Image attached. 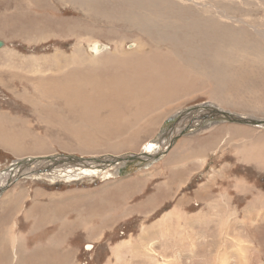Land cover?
Segmentation results:
<instances>
[{"label": "rangeland", "instance_id": "374dc122", "mask_svg": "<svg viewBox=\"0 0 264 264\" xmlns=\"http://www.w3.org/2000/svg\"><path fill=\"white\" fill-rule=\"evenodd\" d=\"M241 1L0 0V116L7 117L0 136L9 140L0 143V200H9L0 206L17 199L15 207L27 210L35 196L74 195L71 210L63 208L68 198L51 205L74 225L62 247L68 258L57 254V264H264V165L251 159L252 151L264 158V124L233 123L222 113L264 122V0H247L244 9ZM239 30L241 47L228 57ZM88 41L103 44L111 62H95ZM217 51L222 59L213 65ZM40 76L49 87L37 94L32 77ZM146 96L158 106L135 122ZM134 125L137 137L115 145ZM127 179L124 190L110 183ZM107 182V195L117 201L125 191L131 210L87 200ZM163 183L167 195L155 196L160 204L173 198L169 205L132 210ZM112 216L122 218L102 226ZM90 219L96 234L88 238ZM233 224H257L263 233L238 227L233 235ZM34 246L30 264L40 255Z\"/></svg>", "mask_w": 264, "mask_h": 264}, {"label": "crops", "instance_id": "0c3cea01", "mask_svg": "<svg viewBox=\"0 0 264 264\" xmlns=\"http://www.w3.org/2000/svg\"><path fill=\"white\" fill-rule=\"evenodd\" d=\"M157 191L158 189H156L155 193L151 194L148 198L155 196ZM19 192L20 191L17 192L18 195L16 196H19V195L21 196ZM52 194H55V193H52ZM122 195L123 197H121V199L123 200L125 199V194H122ZM9 197L12 198V196H9ZM41 197L44 198V195L40 196V198ZM196 197L200 198L198 194ZM148 198H146L145 201L140 202L132 210L135 212L136 210H141V211L142 210H147V211L161 210L163 207H165L166 204L169 205L171 203V200H173V198L171 200H168V199L163 200L161 201V204L158 205V207H155L152 210H150V208L148 209L140 208V205L142 206L143 204H145L148 201ZM39 199L35 205H33V202H32L29 205L27 210H24L23 202H22V206H20L19 204L17 207H15L13 205V202H11L10 205L14 206L12 207V208H15L14 210H11V209L9 211L0 210V263L1 264H8L9 258L11 259L13 256L19 257V254L21 255L22 261L17 259L16 260L17 264H30L31 257H35L32 254L33 249H35L36 247L34 246L35 243L38 244V248L36 249L40 255H39V258H36L34 260V264H45L46 261H48L49 264H57V254L59 255L60 253L64 259L68 258L66 254L64 253L62 247H63V244L67 242L65 237L66 236L70 237V235L72 234L70 233V231H71V228L74 227V225L71 224L72 223L71 221L62 220V215L60 214L59 211H56L58 208L57 209L55 208L53 210L51 209L52 204L54 203L57 204L56 200L51 201L50 199L44 198L45 199L44 201H40ZM58 199H60V197H58ZM119 200L120 199L118 195L117 201L119 202ZM2 202L9 203V200L4 201L2 199L0 200V203ZM118 205H112L109 207V209L108 207H106L105 209H101V210H131V208L127 209L125 204L123 205V207L120 206V204ZM63 208L65 210H71L69 205L63 206ZM40 210H47L48 213L44 215ZM87 210H91V208H88ZM115 214L117 216L121 215V213H118L117 211ZM124 215L125 214H123L122 217H124ZM113 218L114 216H112L111 220L107 219V221L104 222L102 226H106V225L114 226V224L116 225L120 222L121 218H118L117 220L116 218L115 219ZM93 220L94 219H90L88 221V224L86 225V227H91L90 229L87 230L88 238H91L92 236L94 237L96 234V232H94L96 227L93 226ZM16 221H18V224L16 223ZM262 221L263 222L259 224L260 225L259 227L264 228V217ZM100 222H103V221L100 220ZM89 223L90 224L92 223V224L89 226ZM256 225L251 227L249 224H233L234 230L232 231V234L233 235L236 234L235 229L238 227H242L244 229L246 228V230L249 233L253 232V233L262 234L263 233L262 230H258L255 228V227H258ZM77 232H79V230ZM86 248L89 249L90 246L87 245ZM14 252H16V254H14ZM60 264H67V262L63 261V262H60Z\"/></svg>", "mask_w": 264, "mask_h": 264}, {"label": "bare ground", "instance_id": "6f19581e", "mask_svg": "<svg viewBox=\"0 0 264 264\" xmlns=\"http://www.w3.org/2000/svg\"><path fill=\"white\" fill-rule=\"evenodd\" d=\"M246 1L247 0H243V1H241V3H240V9H244V8H246V7H248L249 5V3L247 4L246 3ZM258 2V1H257ZM264 5V4H263ZM263 9V8H262ZM150 11V10H149ZM216 11V10H215ZM263 11V10H262ZM4 18V17H3ZM7 19V18H6ZM152 19V18H151ZM142 20V19H141ZM169 20V19H168ZM252 21H255V19L254 20H250V23L252 22ZM257 22H258V20H257ZM163 23V22H162ZM175 25V24H174ZM167 25H165L163 28L164 29H166V31H165V33H167V31L168 30H171L172 31V29H170V28H168V27H166ZM211 26V25H210ZM250 26H252V24H250ZM149 26L147 25V23H145V26L142 28V30L144 31V32H148L149 30H151L150 29V27L148 28ZM157 27V26H156ZM172 28H174V27H172ZM252 28V27H251ZM158 31L157 32H159L158 33V37L159 36H162V34L163 33H161L160 31H164L162 28H158L157 29ZM217 31V30H216ZM262 31V30H261ZM176 32V31H175ZM236 32V31H235ZM237 32H239V33H237V35H236V37H232L233 39H231V41H232V43L231 44H228V46H227V51H226V53H227V56L228 57H232V55L234 54L233 52H234V50L235 49H238V48H240L241 47V45H240V43H239V39L242 37V35H243V31L242 30H239V31H237ZM173 33V32H172ZM256 33H257V31H256ZM169 34V33H168ZM171 35V34H170ZM230 35V34H229ZM169 36V35H168ZM232 36V35H231ZM264 36V35H263ZM229 38V37H228ZM168 39V38H167ZM169 40V39H168ZM230 41V42H231ZM1 43V42H0ZM94 43V42H93ZM92 42H90V41H88V45H89V48H88V50L90 49V51H89V54H91V57H93L94 55H95V57H98V56H100L99 58H96V60H95V62L97 61V62H99L100 60H102L103 58L105 59V58H107L106 56L107 55H103V54H105V53H103L104 51H105V47L103 46V44H100V43H95V44H93ZM225 43V42H224ZM227 44V43H226ZM245 44V43H244ZM247 44V43H246ZM254 44V43H253ZM221 45V44H220ZM257 45V44H256ZM251 46V45H250ZM0 47H1V44H0ZM264 50V49H263ZM258 51V50H257ZM261 52V51H260ZM134 53V52H133ZM263 53V52H262ZM210 55V54H209ZM234 55H236V54H234ZM233 55V56H234ZM260 55V54H259ZM261 55H263V54H261ZM174 56V55H173ZM245 57V56H244ZM252 57V56H251ZM255 57V56H254ZM262 57V56H261ZM264 57V56H263ZM85 58H86V56H85ZM208 58V57H207ZM227 58V57H226ZM257 58V57H256ZM103 59V60H104ZM127 58H123V60L122 61H125ZM175 59H176V57H175ZM220 59H222V57L221 58H219V51H217L216 53H215V56L214 57H212L211 58V62L213 63V65H215L214 63H218L219 62V60ZM252 59V58H251ZM258 59V58H257ZM264 59V58H263ZM89 60V61H88ZM87 61H86V64H88V62H92L93 63V61H94V59H88ZM107 62L109 61L108 59H105ZM104 60V61H105ZM236 60V59H235ZM103 61V62H104ZM157 61V60H156ZM221 61V60H220ZM237 62H238V60H236ZM247 61V60H246ZM259 61V60H258ZM258 61H256L257 63H258ZM263 61V60H262ZM109 62H111V61H109ZM108 62V63H109ZM180 62V61H179ZM208 62V61H207ZM107 63V64H108ZM181 63V62H180ZM200 63V62H199ZM233 63V62H232ZM230 64V65H233V64ZM246 63H250V62H246ZM99 64V63H98ZM112 64V63H111ZM103 65V64H102ZM201 65V64H200ZM240 65H241V63H240ZM240 65H239V67H240ZM245 65V64H244ZM258 65V64H257ZM98 66H101V65H98ZM105 66V65H104ZM234 66V65H233ZM170 67H172V66H170ZM237 67H238V64H237ZM260 67H261V65H260ZM218 69V68H217ZM149 70L150 71H153V68L152 67H150L149 68ZM156 72V71H155ZM175 72V71H174ZM159 74V73H158ZM157 74V75H158ZM215 74V73H214ZM217 74V73H216ZM211 76V75H210ZM213 76V75H212ZM164 78V77H163ZM215 78H216V76H215ZM32 79L34 80L35 79V82L33 83V87H34V90H35V92L37 93V94H39V93H41L42 92V90H41V86L43 85L45 88V90H47L48 89V85L46 84V82H45V79H44V77H42V76H40V77H32ZM170 80V79H169ZM168 81V80H167ZM164 84V83H163ZM162 84V85H163ZM145 86V85H144ZM57 87V86H56ZM133 87V86H132ZM220 89V88H219ZM57 90V89H56ZM41 91V92H40ZM216 91V90H215ZM215 91H212L211 92V94L214 96V97H216V99L215 100H219V98L220 97H218V95L216 94V92ZM141 93H142V91H141ZM92 95V94H91ZM130 95V94H129ZM211 95V96H212ZM171 96H173V94H171ZM140 97V95L139 94H136L135 96H134V100L133 101H135L136 99H138ZM127 99H130V97L129 98H127ZM144 99L147 101V103L145 104V106L142 108L143 110H140L139 108L141 107H139V108H136V110H134V113H135V115H137L136 117H132L131 119H135L134 121L135 122H137L138 121V119L139 118H141L142 116H145V115H147L152 109H154V108H156L158 105L156 104V100H155V98H152V97H149V96H146V97H144ZM144 100V101H145ZM220 100H221V98H220ZM222 101V100H221ZM88 102V101H87ZM138 102V101H137ZM169 103V102H168ZM220 103H222V102H220ZM135 104V103H134ZM139 104V103H138ZM137 104V105H138ZM157 105V106H156ZM136 106V105H135ZM162 106H165V105H162ZM128 108V107H127ZM232 108H233V106H232ZM135 109V108H134ZM171 112V111H170ZM169 113V112H168ZM141 114V115H140ZM163 114H164V112H163ZM163 117L162 118H165L166 116L165 115H162ZM168 116V115H167ZM0 118L2 119V118H4V119H6L7 117L6 116H0ZM123 118H125L126 119V117H122V119ZM125 119H123L121 122H120V124L121 125H123V126H130V123L131 122H129L127 119L125 120ZM157 119V115L156 116H154V117H152L151 118V121L149 122V124H147V125H152V123H155V120ZM7 120V119H6ZM11 120V119H10ZM140 121V120H139ZM143 121V120H142ZM11 122V121H10ZM3 123H6L5 121H3ZM141 123V122H140ZM147 123V122H146ZM8 124H10V123H8ZM142 124V123H141ZM143 124H144V122H143ZM162 124V123H161ZM11 125V124H10ZM144 126H146V125H144ZM153 126V125H152ZM151 126V127H152ZM135 127V125L132 127V128H130L131 129V132H130V136H129V140H124L123 139V141H121L120 140V138L122 137V136H120L114 143H115V145H124L125 146V144H127L126 142H132V140H134L137 136V134L138 133H134V134H132L131 135V133L134 131V128ZM154 127V126H153ZM100 130H103V129H106V125H101V126H99L98 127ZM134 128V129H133ZM146 128V127H145ZM212 128V127H211ZM119 129V128H118ZM117 129V130H118ZM138 129V128H137ZM153 129V128H152ZM92 130V129H91ZM93 132V131H92ZM206 132V131H205ZM94 135V134H93ZM126 136H128V134L126 135ZM99 138V137H98ZM127 139V138H126ZM103 140V139H102ZM207 141V140H206ZM209 141V140H208ZM106 142V141H105ZM108 142V141H107ZM0 143H7V144H9V140L8 139H6L5 137H1L0 136ZM94 143V142H93ZM185 143V142H184ZM187 143V142H186ZM95 144V143H94ZM206 144V142L205 141H203V145H205ZM237 144V143H236ZM131 145V144H130ZM200 145V144H199ZM230 145V144H229ZM239 145V144H238ZM182 146V145H181ZM195 146V145H194ZM127 147V146H126ZM192 147V146H191ZM196 147V146H195ZM229 147V146H228ZM250 147V146H249ZM11 148H15L16 149V151L15 150H12V151H15V152H17V150H19V149H17L18 147L17 146H12ZM134 148V147H133ZM199 148V147H198ZM175 149V148H174ZM190 149V148H189ZM236 149H238V148H236ZM251 149V148H250ZM134 150V149H133ZM193 150V149H192ZM194 150H196V148L194 149ZM252 150V149H251ZM187 151V150H186ZM258 152V151H257ZM264 152V151H263ZM17 153H19V152H17ZM204 153V152H203ZM251 153H253V154H251V159L253 158V160H259L261 163H263V165H264V158L263 157H261L260 155H258L257 156V154H255V152H251ZM178 155V154H177ZM202 155H204V154H202ZM173 156V155H172ZM176 156V155H175ZM180 156V155H179ZM259 156H260V158H259ZM264 156V155H263ZM194 158V156L192 157V159ZM192 161H194V160H192ZM186 163V162H185ZM60 164V163H59ZM186 165V164H185ZM258 165V164H257ZM136 180H137V178H136ZM136 180H134L135 182H136ZM125 181H127V183L129 184V182L131 181L132 182V179H127V180H120V181H115V182H110L111 184H119L118 186H120V185H123V186H121L122 188H121V190H124V188H127V184H121V183H123V182H125ZM105 185H103V186H101L100 188H99V190H94L95 191V195L93 194V197L91 198L90 197V199H87V200H89V201H91V202H95V204H97L98 205V207H108V209H109V207L110 206H112V205H118V204H120V206H122L123 207V205L125 204V199H121V197H123V195L122 194H124L125 193V191L122 193V194H120L119 195V202L118 201H116V199L114 200L113 199V195H112V197L109 195H107V193H109L110 192V188H109V182H107V183H104ZM110 184V185H111ZM160 186V185H159ZM166 185H164V183L161 185V187L158 189V191H160V190H164V192L162 193V197L164 196V195H167V192L166 191H168L169 189L168 188H166L165 187ZM119 188V187H118ZM137 188V187H136ZM120 189V188H119ZM86 192V191H85ZM85 192L84 191H81L79 194L81 195V199H85L86 197H85ZM88 192H90V191H88ZM91 192H93V191H91ZM41 194H39V196H40ZM43 196V195H42ZM15 197V196H14ZM20 197V196H19ZM36 197V199L38 200V196H35ZM58 197H60V199H63V200H65V199H69V200H72V201H69V206H71L72 204H73V198H74V195H63V196H57V197H54L53 196V199L51 200V201H55L56 200V198H58ZM88 198H89V196H87ZM18 198V197H17ZM26 199V198H25ZM24 199V200H25ZM86 200V199H85ZM164 200V199H163ZM57 201V200H56ZM147 201V200H146ZM13 202V205L14 206H16V204H17V199L16 200H14V201H12ZM79 202H81L80 203V205H83V207H84V204H83V200H81V201H79ZM154 203V204H153ZM36 203L34 202V204L33 205H35ZM77 204H79V203H77ZM76 204V205H77ZM93 204V203H92ZM94 204V205H95ZM22 205V204H21ZM79 205V207H81ZM158 205H160V200L158 199V196L156 195V196H152V197H150V198H148V201L145 203V204H143L142 206L140 205V208H143V209H148V208H150V210H152L153 208H155V207H158ZM13 206V207H14ZM41 206V205H40ZM64 206H68V205H64ZM73 206V205H72ZM93 206V205H92ZM42 207V206H41ZM47 207H49V206H47ZM57 207V206H56ZM55 207V208H56ZM118 207H119V205H118ZM2 208H3V206H0V209L2 210ZM9 208H12V205H8V206H5L4 208H3V210H10ZM67 208H69V207H67ZM15 209V208H14ZM84 209V208H83ZM101 209V208H100ZM11 210H13V208L11 209ZM53 210V209H52ZM58 210V209H57ZM56 210V211H57ZM87 210V209H86ZM60 212V211H59ZM9 213V212H8ZM53 216V215H52ZM171 217V216H170ZM165 219V218H164ZM109 220V219H108ZM111 220V219H110ZM102 221L103 222H106L107 221V219H105V218H103L102 219ZM143 237H144V235H142ZM142 245H143V243H142ZM2 252V251H1ZM1 264V263H0Z\"/></svg>", "mask_w": 264, "mask_h": 264}, {"label": "water", "instance_id": "95a60500", "mask_svg": "<svg viewBox=\"0 0 264 264\" xmlns=\"http://www.w3.org/2000/svg\"><path fill=\"white\" fill-rule=\"evenodd\" d=\"M222 113L225 114V115H228L229 118L227 120L230 121V122H233V123L245 124V125H250V126H254V125H257V124H261V125L264 124V122H262V121L261 122L254 121L251 118L244 119V118L236 116V115H230V114H227V113H224V112H222ZM18 164H19V161H14L13 164L11 165V167H14V166H16Z\"/></svg>", "mask_w": 264, "mask_h": 264}]
</instances>
